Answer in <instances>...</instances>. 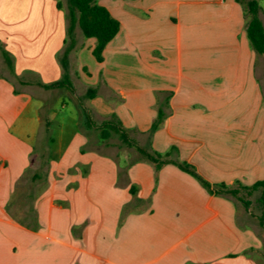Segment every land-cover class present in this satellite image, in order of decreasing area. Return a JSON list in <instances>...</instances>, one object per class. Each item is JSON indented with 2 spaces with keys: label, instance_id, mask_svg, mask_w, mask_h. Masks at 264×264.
Returning a JSON list of instances; mask_svg holds the SVG:
<instances>
[{
  "label": "crops",
  "instance_id": "crops-1",
  "mask_svg": "<svg viewBox=\"0 0 264 264\" xmlns=\"http://www.w3.org/2000/svg\"><path fill=\"white\" fill-rule=\"evenodd\" d=\"M49 1L9 47L40 64L9 68L20 86L0 75V264H264V226L243 199L209 192L172 162L132 151L119 160L109 148L117 143L97 127L74 132L68 117L60 135H47L33 95L61 79L68 53L84 97L97 90L85 98L99 123L118 120L214 185L251 186L264 179V87L247 0H96L121 24L97 73L81 61L96 39L78 24L72 39L69 0ZM246 200L260 206L259 196Z\"/></svg>",
  "mask_w": 264,
  "mask_h": 264
},
{
  "label": "trees",
  "instance_id": "trees-1",
  "mask_svg": "<svg viewBox=\"0 0 264 264\" xmlns=\"http://www.w3.org/2000/svg\"><path fill=\"white\" fill-rule=\"evenodd\" d=\"M62 5L58 1V7ZM69 34L72 39L74 26L78 24L82 30L85 37L96 38V45L93 48V54L98 61H103V52L106 45L118 34L121 28V24L118 19H116L110 11L103 5L99 4L96 0H69ZM245 15L247 17V34L250 43L254 50L258 53L264 54V24L260 18V13L262 7L259 0H247L244 4ZM1 45V43H0ZM4 57L11 69H13L12 59L10 58L8 52L3 51ZM68 53L62 58V66L64 68L63 76L61 79L51 82V83H41V85L47 89L60 88V87H71L74 85L70 78L69 64H68ZM97 94V90L93 87L89 88L85 97L94 98ZM162 111H159V117L153 124V129L159 126L161 120ZM87 126L90 128L97 127L100 131V137L102 139H109L113 135H118L120 139L130 147H135L136 150L141 154L142 158L148 159L150 161L158 163L161 165L163 163H175L182 170L190 173L196 177L211 193L217 194H233L241 199L243 197L240 195L242 190L248 191V193L253 194L255 191H259V204L263 210L260 216V224L264 226V179L255 182L251 186L239 185L230 186L226 183H221L214 185L208 180H206L196 169V167L187 162L180 161L170 158V152L165 154L152 149L150 146H144L137 142L131 135L129 130L124 128V126L118 120H106L101 123L95 122L91 116L86 113ZM176 149V148H173ZM246 206L249 202L243 199Z\"/></svg>",
  "mask_w": 264,
  "mask_h": 264
},
{
  "label": "rangeland",
  "instance_id": "rangeland-1",
  "mask_svg": "<svg viewBox=\"0 0 264 264\" xmlns=\"http://www.w3.org/2000/svg\"><path fill=\"white\" fill-rule=\"evenodd\" d=\"M58 2V0H57ZM54 3L55 6H58V3ZM64 7H67L68 0H61ZM53 5L50 3L49 0H0V75H7L11 77L13 81H15V85H18V82L16 81V78L10 75V66L6 62V60L2 59L1 56V50L7 51L10 58L12 59L13 63V71H16V68L21 69L22 67H30L31 69L32 65H35V63L40 64L39 62L34 61H22L21 59L18 60L19 54L15 53L13 50H11L9 47L15 48L13 45L14 42L20 40H25L23 35H19V32H22L24 34L25 32H33L31 29L22 30L20 29V26H23L25 23L32 21L33 18L36 16V11L42 10L44 13L47 8H50V6ZM37 20V18H36ZM5 22H9L12 25H16V28L13 27L12 29L5 28L6 24ZM262 22L264 24V18H262ZM24 32V33H23ZM9 37V38H8ZM8 38V40H7ZM12 38L16 39V41H12ZM90 40H95L96 38L90 37ZM88 47L86 46L85 49H83V53L81 55V61H83L84 65H86L87 68L91 69L94 73H97V63H96V57L91 53H88ZM257 62H256V68L258 71H262L263 69V87H264V61L262 62L261 56L259 55ZM92 60V61H91ZM94 62V63H93ZM46 65L48 67L47 72H43L47 75V77H50V75H54L52 72L53 69V62H47ZM61 63V62H60ZM52 64V65H51ZM96 64V65H95ZM45 66V64H44ZM52 68V69H49ZM79 68V63L77 61H74V64L72 63V71H70V78L74 85L73 88L71 87H60V88H42L40 92H36L33 94L36 96L34 99L36 102H41L42 100V107H41V119H42V125L43 129H45V133L48 135L51 134H59L65 130L62 128L66 127V123L64 118L68 117L70 120H73V122L76 124L74 125L73 129L75 131H79L87 127V119L86 113H88L91 118L99 123L100 117L91 114V110L89 111L90 107L87 105V98L84 97L83 93L84 90L81 87V82H79L78 76L82 77L86 80L85 76L82 75L83 70H77ZM97 75V74H96ZM54 77V76H52ZM81 78V79H82ZM40 97V98H38ZM52 107V108H51ZM89 107V108H88ZM62 119L63 126L58 127L59 120ZM50 122V123H48ZM68 127H72L71 121H68ZM93 133L96 131L91 130ZM81 132V131H80ZM100 132V131H98ZM133 138H135L134 134H130ZM111 142L117 143L119 146H111L109 148L112 152L118 153V159L120 160V156L123 158H129V151L137 153V156H141V154L136 150L135 147H129L126 143H124L119 137H116L113 135L111 139L109 140ZM115 154V153H114ZM137 156L135 158H137ZM115 159V158H113ZM133 159V158H132ZM118 160V161H119ZM241 196L243 199H247L249 197L255 199L257 196H259V191L248 194L246 190L241 191ZM257 202V201H256ZM249 204L247 207H252L253 214L257 217V220L260 225V216L263 213V210L261 206L257 205V203L251 205ZM258 230L260 231L261 228L259 227ZM264 234V233H263ZM263 256H264V249H263ZM262 254H255V257L257 260L261 262V255Z\"/></svg>",
  "mask_w": 264,
  "mask_h": 264
}]
</instances>
